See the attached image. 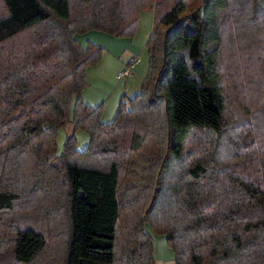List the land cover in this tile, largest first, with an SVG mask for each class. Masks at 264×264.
I'll return each instance as SVG.
<instances>
[{
  "label": "trees",
  "instance_id": "obj_1",
  "mask_svg": "<svg viewBox=\"0 0 264 264\" xmlns=\"http://www.w3.org/2000/svg\"><path fill=\"white\" fill-rule=\"evenodd\" d=\"M145 11V78L102 124L75 36ZM152 233L174 264H264V0H0V264H156Z\"/></svg>",
  "mask_w": 264,
  "mask_h": 264
},
{
  "label": "rangeland",
  "instance_id": "obj_2",
  "mask_svg": "<svg viewBox=\"0 0 264 264\" xmlns=\"http://www.w3.org/2000/svg\"><path fill=\"white\" fill-rule=\"evenodd\" d=\"M138 30L133 38H117L98 31H89L83 35H76V40L86 46L89 43L103 49L100 61L87 68L86 88L83 90L82 101L91 106H102L101 123H111L117 113L122 98L133 97L140 90L147 72L148 56L146 45L153 26L152 12L145 11L139 17ZM139 59V64L124 79H117V75L125 68L131 59ZM69 126L62 128L57 137L60 150L66 135L71 131ZM76 148L82 150L88 143V135L82 131L75 133ZM154 255L158 264H173V253L167 246L164 235L152 233Z\"/></svg>",
  "mask_w": 264,
  "mask_h": 264
},
{
  "label": "built area",
  "instance_id": "obj_3",
  "mask_svg": "<svg viewBox=\"0 0 264 264\" xmlns=\"http://www.w3.org/2000/svg\"><path fill=\"white\" fill-rule=\"evenodd\" d=\"M139 59H131L125 66V68L117 75V79L121 80L130 76L131 72L139 64Z\"/></svg>",
  "mask_w": 264,
  "mask_h": 264
},
{
  "label": "crops",
  "instance_id": "obj_4",
  "mask_svg": "<svg viewBox=\"0 0 264 264\" xmlns=\"http://www.w3.org/2000/svg\"><path fill=\"white\" fill-rule=\"evenodd\" d=\"M128 62H129V61H128ZM128 62H127V63H128ZM154 257H155V255H154ZM155 262H156V264H158V262H157V260H156V257H155ZM173 264H174V262H173Z\"/></svg>",
  "mask_w": 264,
  "mask_h": 264
}]
</instances>
